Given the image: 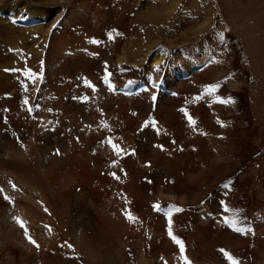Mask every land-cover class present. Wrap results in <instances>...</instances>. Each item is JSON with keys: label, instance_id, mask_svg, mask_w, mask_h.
Instances as JSON below:
<instances>
[{"label": "bare ground", "instance_id": "bare-ground-1", "mask_svg": "<svg viewBox=\"0 0 264 264\" xmlns=\"http://www.w3.org/2000/svg\"><path fill=\"white\" fill-rule=\"evenodd\" d=\"M136 2L0 0V264H184L169 214L190 264H230L222 249L239 264H264V137L253 138L263 152L242 170L250 138L232 120L214 125L202 103L220 114L215 99L164 96L196 93L188 76L225 60L202 41L168 56L147 47L138 61L125 47ZM32 27L30 55L13 59L7 42ZM134 64L143 68L135 79L126 75ZM239 169L236 185L225 182Z\"/></svg>", "mask_w": 264, "mask_h": 264}, {"label": "rangeland", "instance_id": "rangeland-1", "mask_svg": "<svg viewBox=\"0 0 264 264\" xmlns=\"http://www.w3.org/2000/svg\"><path fill=\"white\" fill-rule=\"evenodd\" d=\"M226 1L137 0L136 8L134 7L133 12L129 15V17L134 18L132 26L135 29L133 28L134 31L132 30L133 32L130 34L133 37L128 36L126 38L128 43L125 47L127 48L126 51L140 61L144 59L145 53L143 52L146 51L147 47H152L154 53L168 56V54L171 55L174 51L176 55L178 52L176 48L185 46V49H182V51L188 52L190 49L200 46L202 41H208L209 43L210 41L211 43L216 42L215 47L218 48L219 58H221V61H225L224 63L222 62L223 65L221 63H203L193 74L188 76V78L190 77L189 80L193 76L196 78L191 83L194 89L193 92L196 93L192 95H190L191 93L172 91L168 93H164V91L162 93L169 98L183 97V100L187 99V105L193 104L190 100L192 101L193 99V102H197L203 96L206 98L210 97L212 100L215 99L221 115L213 114L211 105H209L211 103L207 101L206 103H202L213 117L212 121L214 125L221 123L222 120H232V125L235 124L233 126L234 129L240 132L239 134L244 141L248 140L247 137L250 140L252 139V142L249 140L250 144L247 147L245 146L246 148L241 149L240 155L236 160V164L239 163L240 169L244 170L250 162H254L253 158L259 157L261 155L260 151L263 152L264 150L253 139L261 135L264 137V0ZM221 2H223V5L231 7V14L234 15L233 21L229 20L228 14L223 5H221ZM0 9H2L1 6ZM137 13L139 15L136 17ZM232 22L236 26L238 24V26L235 28ZM197 26H201L200 29ZM36 32L37 30L32 27V29H28L26 32L19 33L16 40L7 42L6 52L9 53L15 50L11 57L17 60L18 57H23V55H30L29 51L34 48V43H36ZM15 42H17V47L13 44ZM8 46L10 47L8 48ZM175 55L172 59L171 67L176 60ZM186 55L180 57L184 59ZM137 64H134L136 67L130 65L131 67L127 68L126 75L128 77L135 79L142 74L140 72L143 68L140 65L137 67ZM135 68L138 69L135 71ZM220 69H223L222 71H224V75L226 76H220V78L217 75L218 72L216 71ZM226 69H228L227 72ZM232 84H234L233 88L231 87ZM219 91L222 93L221 96ZM159 95L161 93L158 94V97ZM155 108L157 111V107ZM229 115L231 116L228 117ZM184 116L188 123L195 120V115L189 108L184 110ZM161 123L160 116L156 114L153 129L157 130L160 128ZM243 130L247 134H242ZM256 165L260 167V163H256ZM240 169L238 173L228 179L229 181L225 182H230V184L236 182V185L239 181L238 175L242 172ZM232 177L237 178L235 180ZM169 181L172 184L174 183L173 178H170ZM169 181L164 179L163 182L169 183ZM105 210L107 209H104V213H106ZM128 210L130 209H122L120 206L119 214L125 217V219H128V214L134 217L135 212L133 210L129 212ZM239 211L241 212L242 220L245 218L249 222V225H253L251 223L253 220L245 203H242Z\"/></svg>", "mask_w": 264, "mask_h": 264}, {"label": "snow or ice", "instance_id": "snow-or-ice-1", "mask_svg": "<svg viewBox=\"0 0 264 264\" xmlns=\"http://www.w3.org/2000/svg\"><path fill=\"white\" fill-rule=\"evenodd\" d=\"M6 71H11V70H6ZM27 75H31V73L29 72V73H27ZM106 79H107V78H106ZM153 99H155V97H153ZM26 103H27V101H26ZM190 122H191V121H190ZM192 123H194V122H192ZM109 142L111 143V141H109ZM112 147H113L114 149L117 148V146H116L115 144H112ZM119 151H122V150H119ZM113 175H114V174H113ZM229 183H230V182H229ZM13 187L15 188L14 185H13ZM223 187L227 188V187H228V184L223 185ZM0 191H3V190L0 189ZM5 199H8V197L6 196ZM154 207H155L157 210H159V206H158V205H156V206H154ZM176 211H182V209L177 208ZM127 218H128L129 220H134V219H135L134 217L131 216V214H128V215H127ZM16 220H17V223L20 225V227L24 229V231H25V235L27 236V228L25 227V223H24L22 220H20L19 218H16ZM226 222H227V221H226ZM232 223H235V222L233 221ZM237 231H240V229H237ZM168 235H169V237H170V238H171V239H172L177 245H179V250H180V253H181L182 258L184 259V264H190V262L187 260V258L183 256V253H184V245H183V242H182L180 239H178L176 236H174L173 233H172V230H171V219H170V214H169V228H168ZM28 239H29V242H30V243L34 244L37 248H39V245L36 244V241L32 240L30 236L28 237ZM69 247H72V246L69 245ZM221 251L224 252L225 257H226L227 260L230 262V264H239V262H238L237 260H235V259L232 257L231 254L225 252L223 249H222Z\"/></svg>", "mask_w": 264, "mask_h": 264}]
</instances>
